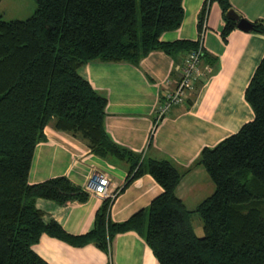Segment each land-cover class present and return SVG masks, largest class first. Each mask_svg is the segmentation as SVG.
<instances>
[{
  "label": "trees",
  "instance_id": "obj_1",
  "mask_svg": "<svg viewBox=\"0 0 264 264\" xmlns=\"http://www.w3.org/2000/svg\"><path fill=\"white\" fill-rule=\"evenodd\" d=\"M34 2L26 20L0 16V264H47L32 251L43 235L70 245L91 244L107 254L116 235L129 231L143 237L159 264H264V56L244 91L252 121L215 147H205L192 167L180 169L168 159L145 161L109 139L103 122L106 99L78 70L92 61L138 66L155 50H198L199 41L160 40L181 25L182 0ZM210 2L221 9L225 39L237 27L226 17L228 0H205L199 30ZM250 24V32L264 35V21ZM46 126L82 139L101 158L128 161L123 187L147 173L163 191L146 209L117 224L110 219L113 201L104 199L93 230L71 237L54 220L45 221L35 202L64 206L82 203L88 194L63 176L27 182ZM196 165L209 175L214 191L188 210L176 189ZM197 215L202 235L193 229Z\"/></svg>",
  "mask_w": 264,
  "mask_h": 264
},
{
  "label": "crops",
  "instance_id": "obj_2",
  "mask_svg": "<svg viewBox=\"0 0 264 264\" xmlns=\"http://www.w3.org/2000/svg\"><path fill=\"white\" fill-rule=\"evenodd\" d=\"M204 2L182 0L181 25L176 31L162 34L160 40L200 41L199 14ZM228 2L240 19L249 23L264 21V0ZM206 5L207 31L201 39L205 57L201 59L199 75L183 103L169 106L160 121L155 120L156 110L179 82L186 53L165 54L155 50L140 60L138 66L92 61L78 70L80 77L106 99L103 122L109 139L133 154L142 155L145 161L168 159L180 169L192 167L205 147H215L254 118L244 91L264 56V35L235 27L224 39L221 33L225 25L219 5L215 2ZM34 9L33 0H0V16L4 20H26ZM43 135L45 140L34 147L27 179L30 185L63 176L83 189L93 171L105 174L110 180L109 189L116 194L109 212L115 224L146 209L163 191L147 173L123 187L130 169L128 161L101 158L82 139L52 126H46ZM213 191L209 175L201 165H196L178 184L176 196L188 210H193ZM102 203L93 194L82 203L58 206L37 199L35 205L45 221L54 220L68 235L80 238L93 230L95 212ZM109 248L106 254L91 244L70 245L43 235L32 251L47 264H159L143 237L134 231L117 234Z\"/></svg>",
  "mask_w": 264,
  "mask_h": 264
},
{
  "label": "built area",
  "instance_id": "obj_3",
  "mask_svg": "<svg viewBox=\"0 0 264 264\" xmlns=\"http://www.w3.org/2000/svg\"><path fill=\"white\" fill-rule=\"evenodd\" d=\"M207 15H205L200 23V41L198 50H192L186 53L183 61L182 75L177 82L174 90L167 95L165 103L158 107L156 110V122L160 121L164 115L169 111V106L180 105L187 98L188 92L193 87V82L199 75L198 68L201 63V56L203 53L201 39L203 34L207 31L206 26ZM110 180L99 172L93 171L87 178V182L83 187V190L88 196L97 195L102 201L109 199L113 201L116 194L109 189Z\"/></svg>",
  "mask_w": 264,
  "mask_h": 264
},
{
  "label": "water",
  "instance_id": "obj_4",
  "mask_svg": "<svg viewBox=\"0 0 264 264\" xmlns=\"http://www.w3.org/2000/svg\"><path fill=\"white\" fill-rule=\"evenodd\" d=\"M226 17L232 21L236 22L237 28L243 32H250L252 30V25L245 21L244 19H240L239 15L235 13L233 10H229L226 12Z\"/></svg>",
  "mask_w": 264,
  "mask_h": 264
},
{
  "label": "rangeland",
  "instance_id": "obj_5",
  "mask_svg": "<svg viewBox=\"0 0 264 264\" xmlns=\"http://www.w3.org/2000/svg\"><path fill=\"white\" fill-rule=\"evenodd\" d=\"M138 1V0H137ZM33 2H34V0H33ZM34 4H35V2H34ZM23 6H26L25 4L23 5ZM137 17L139 16V7L140 6H138V2H137ZM34 7V6H33ZM35 7H36V5H35ZM35 10V9H34ZM33 10V11H34ZM34 13V12H33ZM32 15V14H31ZM7 17H9V16H7ZM7 19V18H6ZM11 21V20H10ZM192 225H193V229H194V231L196 232V233H198V234H200L201 232H198V230H200V227H201V221H199V218H198V215L197 216H193L192 217ZM202 235V234H201ZM202 237V236H201ZM109 247H110V245H109ZM108 247V248H109ZM110 249V248H109Z\"/></svg>",
  "mask_w": 264,
  "mask_h": 264
}]
</instances>
